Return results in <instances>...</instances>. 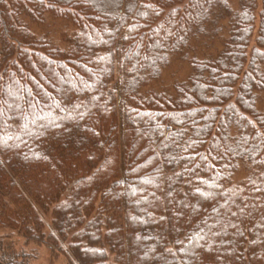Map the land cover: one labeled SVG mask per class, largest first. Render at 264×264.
Returning a JSON list of instances; mask_svg holds the SVG:
<instances>
[{"label": "trees", "instance_id": "obj_1", "mask_svg": "<svg viewBox=\"0 0 264 264\" xmlns=\"http://www.w3.org/2000/svg\"><path fill=\"white\" fill-rule=\"evenodd\" d=\"M109 1L0 0V264L39 246L67 264H264V0ZM216 13L217 57L149 89ZM46 14L73 24L63 46L31 30Z\"/></svg>", "mask_w": 264, "mask_h": 264}, {"label": "rangeland", "instance_id": "obj_2", "mask_svg": "<svg viewBox=\"0 0 264 264\" xmlns=\"http://www.w3.org/2000/svg\"><path fill=\"white\" fill-rule=\"evenodd\" d=\"M109 1V0H108ZM234 11L241 9L240 0H227ZM109 3L113 4L114 0ZM110 4V5H111ZM31 23V22H30ZM258 27V20H257ZM31 30L39 37L48 36L55 40L60 45H64L63 34L71 35L74 32V26L70 21L64 19H55L51 14H46L45 22L42 24L31 23ZM203 31L192 37L189 46L181 53H177L171 57L169 65L164 68L158 80L154 82L152 89L154 91L166 90L173 93V88L176 83H181L188 79L192 73L190 59H211L217 57L223 48V39L228 37V18L214 14L211 22L203 27ZM257 31V30H256ZM255 39H253L254 41ZM116 89L119 98L120 106L121 99V73L118 71L117 80L113 85ZM256 109L264 114V92L257 93ZM244 167L233 177V183H237L246 177ZM36 255V254H35ZM112 260H115V255H111ZM33 264H67L63 255L52 256V253L45 246H39L37 250V257Z\"/></svg>", "mask_w": 264, "mask_h": 264}]
</instances>
